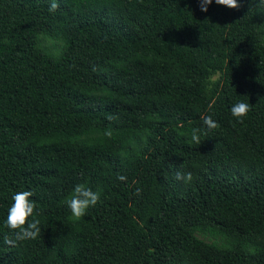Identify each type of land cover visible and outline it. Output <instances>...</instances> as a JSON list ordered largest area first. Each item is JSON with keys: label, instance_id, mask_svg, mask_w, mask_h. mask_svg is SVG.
Instances as JSON below:
<instances>
[{"label": "trees", "instance_id": "1", "mask_svg": "<svg viewBox=\"0 0 264 264\" xmlns=\"http://www.w3.org/2000/svg\"><path fill=\"white\" fill-rule=\"evenodd\" d=\"M57 2L0 0V264H264V8ZM25 190L41 233L9 247Z\"/></svg>", "mask_w": 264, "mask_h": 264}, {"label": "clouds", "instance_id": "2", "mask_svg": "<svg viewBox=\"0 0 264 264\" xmlns=\"http://www.w3.org/2000/svg\"><path fill=\"white\" fill-rule=\"evenodd\" d=\"M198 6L201 12L206 13L210 5L213 4V0H197ZM257 9L264 8V0H254ZM217 6L225 7L229 10H238L240 4L238 0H215ZM59 8V3L57 0H50V6L48 11L54 13ZM250 111V104L248 102L238 101L233 104L230 109L231 115L238 123H243V119L247 116ZM109 119H112L110 116ZM203 124L208 130L215 129L219 127L218 123L212 120L210 116L201 117ZM202 130L200 128H192L190 131L191 142L195 144H200V135ZM105 136L111 137V131H105ZM120 181H126V177L119 175L117 177ZM176 179L182 181L185 184L191 183L193 180V175L191 172H180L176 173ZM141 189L137 188L135 195L139 196L141 194ZM33 196L32 191H18L14 193L11 197L13 203L8 208L6 227L14 232V238H5L3 244L9 247H15L17 242L26 240H35L40 236L41 229L39 227V219L29 220L33 217L34 212L37 208L35 202L30 199ZM100 199V193L98 191H93L91 188L87 187L85 184H77L74 186L72 194L65 201L68 209L70 210L71 216L79 220L86 214L89 207H93L97 204ZM36 215H39L36 212Z\"/></svg>", "mask_w": 264, "mask_h": 264}, {"label": "rangeland", "instance_id": "3", "mask_svg": "<svg viewBox=\"0 0 264 264\" xmlns=\"http://www.w3.org/2000/svg\"><path fill=\"white\" fill-rule=\"evenodd\" d=\"M50 40H45L44 41V44L46 45V46H49V44H50ZM198 238L199 239H202L204 242H206V243H209L211 240L209 239V238H204V237H201L200 235H198Z\"/></svg>", "mask_w": 264, "mask_h": 264}]
</instances>
